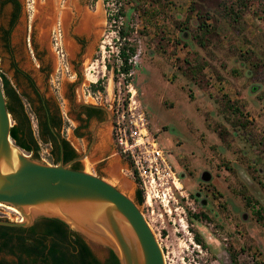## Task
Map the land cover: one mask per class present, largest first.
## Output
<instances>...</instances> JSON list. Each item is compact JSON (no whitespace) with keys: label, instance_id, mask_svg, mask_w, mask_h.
I'll list each match as a JSON object with an SVG mask.
<instances>
[{"label":"rangeland","instance_id":"1","mask_svg":"<svg viewBox=\"0 0 264 264\" xmlns=\"http://www.w3.org/2000/svg\"><path fill=\"white\" fill-rule=\"evenodd\" d=\"M230 1L90 0L100 28L78 58V69L83 73L86 68V78H98L111 94L116 81L112 70L121 61L118 48L124 42L134 47L131 84L150 130L169 154L179 178L183 197L174 191L182 207L178 215H161L160 208L150 213L138 205L165 264H231L229 249L239 264L264 262V3L252 2L231 22L218 14L219 7ZM5 2L0 0V75L13 83L11 57L38 84L30 71L31 47L25 30L33 6L17 0L20 8L7 37L9 56L2 33L9 28L12 6ZM199 26L206 30L201 44L194 37L200 35ZM50 28L44 46L37 44L35 35L33 44L43 47V58L51 63L50 75L58 70L57 77L64 76L73 56L63 50L61 41L62 56L56 57L59 46L53 45V37L57 36ZM29 122L33 131L30 114ZM74 146L80 153L84 145L75 141ZM98 146L81 159L80 170L110 181L125 193L124 182L109 176L125 168L126 162L119 165L113 150L110 158L100 162V154L94 156ZM37 148L34 159L54 165L48 146L38 142ZM202 173L209 178L202 180ZM121 176L132 182L125 173ZM12 210L0 205V220L17 221L20 217ZM199 214L205 219L192 218ZM195 235L204 248L195 243ZM93 254L103 262L108 251L96 246ZM0 260L9 262L11 257L0 253Z\"/></svg>","mask_w":264,"mask_h":264},{"label":"water","instance_id":"2","mask_svg":"<svg viewBox=\"0 0 264 264\" xmlns=\"http://www.w3.org/2000/svg\"><path fill=\"white\" fill-rule=\"evenodd\" d=\"M49 4L48 0H35L32 17H26L29 45L34 35L41 45L38 24L41 12ZM99 28L100 25L94 28L96 34ZM5 103L0 85V205L13 209L20 218L0 220V226L29 228L38 219H55L75 232L93 256L99 246L112 252L118 264H165L163 251L133 200L135 185L121 176L128 169L127 164L115 171V178L109 176L130 186L129 192L122 188L124 193L100 176L69 168L87 152L69 163L59 161L55 165L27 156L9 137L13 121ZM208 178L207 173L201 174L202 180Z\"/></svg>","mask_w":264,"mask_h":264},{"label":"flooded vegetation","instance_id":"3","mask_svg":"<svg viewBox=\"0 0 264 264\" xmlns=\"http://www.w3.org/2000/svg\"><path fill=\"white\" fill-rule=\"evenodd\" d=\"M6 1L12 6L11 20L14 14L17 15L20 7L17 0ZM31 5L34 6V0H32ZM50 9V16L45 19L43 30L46 29L47 35L49 26H51V34L55 32L57 36V38L53 37L54 46H59V43L64 41L70 42L73 47H76L72 55L68 53L69 56H73L70 62L71 69L66 70L64 76L59 74L57 77L58 70H56L55 75H50V60L47 61L43 58V47L38 49L33 44V37L31 45L28 44L31 47L29 64L30 67L32 66L30 71L35 74L38 84L28 72L19 70L10 57L9 66L12 70L13 83L3 74L0 75L8 82L7 90L10 97L7 102L15 110H21L29 123L27 126L25 121H21L17 136L25 142L30 139V134L37 145L38 142L47 145L48 154L52 161L57 159L56 164L59 161L69 163L81 157L85 152L88 154L94 146L99 144V150L94 156L100 154L99 161L102 162L111 157L109 151L113 150L110 135L112 112L104 102V97L102 100L96 98L97 93L104 91L99 79L90 81L86 78V68H83V73L78 69L81 65L78 58L86 53L87 50H83L87 45L93 43L96 34L88 37L85 35L86 33L77 31L83 24L85 16H90L97 22L98 19L95 15L88 14L93 11L90 0H51ZM78 34H82L81 37ZM2 40L6 46V52L10 56L8 41L5 42L3 33ZM62 47L59 46V49L62 50ZM55 54L58 58V51H55ZM98 87H101L102 90H99ZM29 114L34 117L33 131L30 127ZM155 132L158 133V130ZM158 136H161V133ZM75 141L78 142L79 146L84 145L80 153L74 146ZM70 156L72 157L68 161L63 162L64 158ZM168 157L171 163L169 154ZM79 164L80 161H74L69 165V168L79 167ZM135 190L133 193L134 202ZM5 264H16V258H11V262Z\"/></svg>","mask_w":264,"mask_h":264},{"label":"trees","instance_id":"4","mask_svg":"<svg viewBox=\"0 0 264 264\" xmlns=\"http://www.w3.org/2000/svg\"><path fill=\"white\" fill-rule=\"evenodd\" d=\"M8 2V1H6ZM5 2V3H6ZM252 2L264 3V0H232L226 4H222L218 9V14L226 21L235 22L241 16L242 12L248 9ZM119 14H122L119 12ZM16 14L9 22L8 30L3 31V38L7 42V37L15 22ZM204 29V30H202ZM200 35H194L196 41L201 44V37L205 28L198 27ZM120 37L126 34L120 29ZM134 47L124 42L118 48V56L121 60L120 71L127 73L130 66L127 65V59L134 54ZM1 78V89L5 98V107L10 115L13 124L9 129V137L19 149L27 154H31L33 158H37L38 148L37 144L31 138L27 141H22L18 138L19 125L21 121H25L29 125L28 119L23 115L22 111L15 110L7 100H9V91L7 90L8 82L3 77ZM102 90L101 87H98ZM95 90V87H93ZM70 157L64 158L63 162L69 160ZM57 159H54L55 165ZM73 170H80L79 167L71 168ZM143 202L141 192L135 190V203L141 205ZM197 217L205 219L202 214L193 215V219ZM194 241L197 245L204 248V244L199 239L198 235L194 236ZM231 264H239L237 262L236 254L233 250H227ZM0 253H4L11 258H16V264H118L112 252L108 251L107 258L100 262L90 252L85 242L72 231L67 230L66 226L55 219H38L29 228H12L0 226ZM11 262V261H10ZM6 261L0 260V264H5ZM251 264H264V262L256 261Z\"/></svg>","mask_w":264,"mask_h":264},{"label":"built area","instance_id":"5","mask_svg":"<svg viewBox=\"0 0 264 264\" xmlns=\"http://www.w3.org/2000/svg\"><path fill=\"white\" fill-rule=\"evenodd\" d=\"M31 2L26 0V5H31ZM59 53L60 49L57 55L62 56ZM133 59L134 56L128 58L127 65H131ZM120 66L121 61H118L112 70V73H116V81L113 82L111 94L105 87L103 92L96 94L99 100L104 97V102L112 112L110 135L113 155L126 162L128 169L122 172L141 192V207L144 211L153 213L160 208L161 215H178L182 207L178 206L174 191L183 197L179 192L181 187L178 175L170 163L167 151L149 128L146 112L131 84V69L123 73Z\"/></svg>","mask_w":264,"mask_h":264},{"label":"bare ground","instance_id":"6","mask_svg":"<svg viewBox=\"0 0 264 264\" xmlns=\"http://www.w3.org/2000/svg\"><path fill=\"white\" fill-rule=\"evenodd\" d=\"M51 0H48V2L50 3ZM50 4L46 7V9H44L42 12H41V20L38 24V35H39V40H40V43L41 45H43L45 43V40H46V29L43 30V26H44V21L47 17L50 16ZM93 16V15H92ZM84 17V16H83ZM97 21H95L92 17L88 16V17H84L83 19V24L80 26L79 30L77 32L79 33H86L85 35H88V36H92L94 35L93 34V30L95 28V26L98 24H96ZM64 47L66 49V51L72 55L74 53V47L72 46V44L70 42H64ZM116 169V167H115ZM115 171V170H114ZM115 174V173H114ZM112 174L110 176L114 177L115 178V175ZM124 182V181H123ZM124 187L126 189L122 188L126 191V192H129L130 190V186L124 182ZM11 210V208H10ZM13 211V210H12Z\"/></svg>","mask_w":264,"mask_h":264},{"label":"crops","instance_id":"7","mask_svg":"<svg viewBox=\"0 0 264 264\" xmlns=\"http://www.w3.org/2000/svg\"><path fill=\"white\" fill-rule=\"evenodd\" d=\"M97 150H99V149H97ZM121 162L124 163V161H122V159L119 158V161H118L119 165H121Z\"/></svg>","mask_w":264,"mask_h":264}]
</instances>
